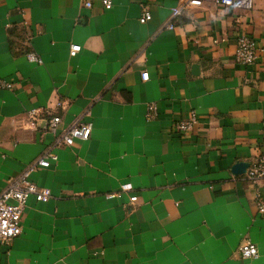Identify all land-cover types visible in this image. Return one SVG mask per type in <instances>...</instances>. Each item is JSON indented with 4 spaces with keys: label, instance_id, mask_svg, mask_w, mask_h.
<instances>
[{
    "label": "crops",
    "instance_id": "obj_1",
    "mask_svg": "<svg viewBox=\"0 0 264 264\" xmlns=\"http://www.w3.org/2000/svg\"><path fill=\"white\" fill-rule=\"evenodd\" d=\"M101 1L0 0V80L12 83L0 89V193L52 145L45 119L59 116V132L85 112L92 122L89 140L31 174L51 197L28 198L0 264H264V179L232 173L264 158V0L249 12L206 1L176 19L187 0ZM245 33L260 49L248 66L233 59ZM191 112L198 123L175 135ZM244 239L256 259L238 256Z\"/></svg>",
    "mask_w": 264,
    "mask_h": 264
},
{
    "label": "built area",
    "instance_id": "obj_2",
    "mask_svg": "<svg viewBox=\"0 0 264 264\" xmlns=\"http://www.w3.org/2000/svg\"><path fill=\"white\" fill-rule=\"evenodd\" d=\"M206 1H210L216 5L249 12L253 7V0H187L181 7L172 10L171 18L176 19L181 16L184 9L199 8ZM101 4L105 10H110L113 4L110 0H102ZM84 8H90L91 3L86 1ZM151 16L146 9H143L139 22L144 24L150 21ZM23 27H27V23H23ZM167 29L174 28L173 23L166 26ZM31 37L24 32V44H28ZM80 51V46L71 45L70 55L75 56ZM260 49L257 41L248 34H239L236 38V47L233 59L236 64L242 66L253 65L257 62ZM25 58L29 63L41 64V59L31 51L25 54ZM141 80H148V73H141ZM0 89H12V83L0 80ZM60 106V103H58ZM157 113V106L149 104L146 109V120H152ZM29 121H36L39 117V111L32 109L26 113ZM46 123V132L53 137V143L47 147L43 153L32 161L26 169L17 177L9 179L5 189L0 193V246H8L17 236L21 234V224L26 208L27 200L33 196L37 203H44L51 197L49 189L39 188L31 181L30 176L33 172L46 169L52 162H56L57 155L55 151L62 147H71L76 141H87L91 136L92 122L87 112L83 113L69 127L59 132L58 127L61 123L59 116H53L44 120ZM198 123L197 115L191 112L188 117L182 121L175 123L173 127L174 134L181 137L185 136L193 130ZM245 176L249 180L264 179V158L258 160L249 166ZM122 191H130L131 187L125 185ZM114 195H106L112 198ZM137 201L136 196L130 197V203ZM257 210L260 214H264V202L258 198L256 202ZM238 256L243 260L256 259L258 257L257 247L248 239H244L237 248Z\"/></svg>",
    "mask_w": 264,
    "mask_h": 264
},
{
    "label": "water",
    "instance_id": "obj_3",
    "mask_svg": "<svg viewBox=\"0 0 264 264\" xmlns=\"http://www.w3.org/2000/svg\"><path fill=\"white\" fill-rule=\"evenodd\" d=\"M194 69H197V67H194ZM248 167H249V164H246V163H236L232 167V173L234 175H243V174L246 173Z\"/></svg>",
    "mask_w": 264,
    "mask_h": 264
},
{
    "label": "trees",
    "instance_id": "obj_4",
    "mask_svg": "<svg viewBox=\"0 0 264 264\" xmlns=\"http://www.w3.org/2000/svg\"><path fill=\"white\" fill-rule=\"evenodd\" d=\"M28 52V51H27Z\"/></svg>",
    "mask_w": 264,
    "mask_h": 264
}]
</instances>
